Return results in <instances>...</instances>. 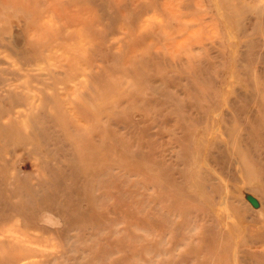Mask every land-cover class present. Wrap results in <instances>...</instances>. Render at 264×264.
<instances>
[{
  "label": "rangeland",
  "instance_id": "rangeland-1",
  "mask_svg": "<svg viewBox=\"0 0 264 264\" xmlns=\"http://www.w3.org/2000/svg\"><path fill=\"white\" fill-rule=\"evenodd\" d=\"M0 264H264V0H0Z\"/></svg>",
  "mask_w": 264,
  "mask_h": 264
},
{
  "label": "bare ground",
  "instance_id": "bare-ground-1",
  "mask_svg": "<svg viewBox=\"0 0 264 264\" xmlns=\"http://www.w3.org/2000/svg\"><path fill=\"white\" fill-rule=\"evenodd\" d=\"M22 37V36H21ZM18 40H19V38H18ZM21 40V39H20ZM43 218L44 219H47L46 221L47 222H49L48 220H50V221H56V218L53 216V215H51V214H47V213H45L44 215H43ZM43 220V219H42ZM57 221H59V220H57ZM56 221V222H57ZM52 222H50V224L52 223ZM53 224H55V222L53 223ZM52 225V224H51ZM56 225V224H55Z\"/></svg>",
  "mask_w": 264,
  "mask_h": 264
}]
</instances>
